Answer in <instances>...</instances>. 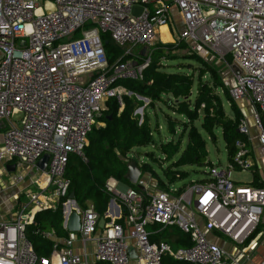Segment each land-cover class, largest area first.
<instances>
[{
    "label": "built area",
    "instance_id": "built-area-1",
    "mask_svg": "<svg viewBox=\"0 0 264 264\" xmlns=\"http://www.w3.org/2000/svg\"><path fill=\"white\" fill-rule=\"evenodd\" d=\"M134 5L141 6L138 17L130 15ZM162 27L172 44H183L189 54L216 66L222 78L230 76L231 97L252 107L257 144L264 149V0H52L51 9L45 1L40 6L39 0H0V264H164L166 258L243 264L255 251L264 188L231 178L235 170L254 169L243 140L235 143L230 162L210 165L205 180L179 195L178 189L169 191L172 196L152 193L141 179L136 187L142 191L122 190L109 180L113 206L102 217L92 209L81 211L79 232L66 238L43 233L51 241L48 257H38L26 238L37 213L55 210L69 197V157L83 158L107 101L122 107L130 94L120 83L142 81L152 45H165ZM105 38L121 51L113 64ZM237 131L249 143L246 120L238 122ZM44 156L41 171L37 163ZM10 165L13 173L7 172ZM172 227L191 245L153 241ZM208 234L226 238L238 254Z\"/></svg>",
    "mask_w": 264,
    "mask_h": 264
},
{
    "label": "trees",
    "instance_id": "trees-1",
    "mask_svg": "<svg viewBox=\"0 0 264 264\" xmlns=\"http://www.w3.org/2000/svg\"><path fill=\"white\" fill-rule=\"evenodd\" d=\"M104 41H107L104 44L107 60L113 64L119 58L121 51L108 38ZM169 47L171 46L157 45L152 50L151 62L143 72L142 81L120 83L130 94L123 97L122 107L115 100L107 101L105 110L98 119L103 127L98 129L93 127L83 149V158L74 155L69 157L65 176L70 181L69 194H74V201L79 210L86 211L90 205L92 210L102 217L109 201L114 198L107 190L109 180L140 191L123 179L127 161L130 160L129 153L135 148L153 145L148 118L143 116L139 123L134 116L137 107L135 96L146 98L150 104L159 103L163 100V96H168L165 104L167 109L191 123L188 128L187 122H180L168 114L166 116L167 130L170 133L174 132L177 125L184 124V130L188 128L185 149L176 161L163 170V176L169 185L187 177L185 172L179 170L181 167L211 165L206 161L208 156L206 140L192 125L193 122H201V130L211 143H216V132L220 133L228 162L234 155L237 141L243 140L249 147L247 139L237 131L238 122L242 119L240 112L230 101L233 118H227L221 99L216 94L217 90H221L224 97L227 100L230 99L226 90L224 91L216 66L208 65L199 57L189 54L185 59L198 64L196 78L193 73H166L159 60L165 56V50ZM181 47L184 48L185 45L181 44ZM204 76H208L206 81L202 80ZM108 117L111 119L108 120ZM179 146L178 142L175 144L171 142L161 145L160 151L166 160H171L179 152ZM139 168L141 172H152L147 164L140 165ZM159 182L162 184L161 180ZM254 186L262 187V184L255 182ZM184 188H179L176 194L182 193ZM67 200L68 197L60 200L55 210L37 213L34 225L26 229V238L38 257H48L50 254L51 241L43 238V233L54 232L58 238L67 237L62 216V204ZM153 241H164L176 248L191 245L188 237L174 227L162 232L153 238ZM163 262L164 264H186L174 262L168 258Z\"/></svg>",
    "mask_w": 264,
    "mask_h": 264
},
{
    "label": "rangeland",
    "instance_id": "rangeland-1",
    "mask_svg": "<svg viewBox=\"0 0 264 264\" xmlns=\"http://www.w3.org/2000/svg\"><path fill=\"white\" fill-rule=\"evenodd\" d=\"M42 3H43V0H39L40 6H42ZM140 12H141V6L134 5L133 8L131 9L130 15L131 17H138L140 15ZM157 45H161V44L155 42L151 47V51L155 49ZM165 45L166 46L170 45L171 47L165 50V54H164L165 56L161 57V59L159 60L160 63L164 66V71L169 74H172V73L191 74L193 73L194 78H196L198 64L185 59L186 56L189 55L187 48L181 47V44L165 43ZM219 71L220 70H218V76L220 77V80L223 84L224 91L226 90V94L230 98L229 100H227L224 97L223 92L221 90L216 91V94L221 99L224 113L227 118H231V119L233 118V113L230 108V101H231L234 104L235 108L238 110V112H240L242 119L246 120L248 124V128H249L248 137H250L252 144H253L256 139V135L253 133L254 131L253 129L254 127L252 123L253 109L246 100L242 99L239 101H235L231 97L230 90L233 87L234 82L230 78L229 75L222 78L221 75H219ZM207 79H208V76H204L202 78L203 81H206ZM135 98H136L135 101H136L137 107L134 112V116L136 117L139 123H141L143 116H146V117L148 116L147 118H148V121L151 127L153 145L133 149L129 153V158H130L129 161H134L139 166L143 164H147L151 168L152 172H147V171L141 172V178L145 183L147 182L151 185L152 193L162 192V193L168 194L169 196L171 194L172 196V193L169 192L170 190H177L181 187L182 188L188 187L192 183L205 180L209 166H196V165L194 166L193 165V166H184L179 169L180 171L185 172L187 174V177L184 180L177 181L176 183L172 185L168 184L167 179H165L163 176V170L167 168L170 165V163L176 161V159L185 149L186 142H187L186 135H187V131L189 128L188 126L191 125V123L189 121H186V119H184L183 117H180L167 109L165 104L169 98L168 96H163V100L155 104H150L149 100H147L146 98H142L139 96H136ZM148 108L152 109L155 113L156 125L154 123L153 112ZM167 114L171 116V118L177 119L180 122H187L186 126L188 128L184 130L183 129L184 124L177 125L174 128V132L170 133L167 130V125H166V122L164 121V118L166 117ZM98 119L96 120L94 124L95 129L103 127V124L101 122H98ZM200 124H201L200 121H196V122H193L192 125L198 130L199 133H201L202 137L206 140V149L208 152L206 161L214 166H219V165L225 166L228 163V156L224 148V143L222 139L220 138V133L216 132L217 134L216 143L215 144L211 143V141H209V139L206 137L204 132L201 130ZM1 132H0V142H1V136H2ZM171 142L172 144H175L178 142V144L180 145L179 152L171 160H166L165 156L160 151V146L166 145ZM262 155L264 157V149H262ZM256 157L258 158L259 162L263 161L261 154L259 153L256 154ZM129 161H127V163ZM259 172L264 178V164L262 165V168H260ZM29 175L31 178H35L36 171H32ZM251 176H252L251 172L235 170L232 172L231 178L235 180L236 182H246L251 179ZM2 179L6 180L5 177H3ZM160 180L162 181V184L159 182ZM262 187H264V185ZM66 203L67 201L63 203L62 205ZM1 215L2 214H0V216ZM247 262H248L247 264H253V260L250 262L249 260H247Z\"/></svg>",
    "mask_w": 264,
    "mask_h": 264
},
{
    "label": "crops",
    "instance_id": "crops-1",
    "mask_svg": "<svg viewBox=\"0 0 264 264\" xmlns=\"http://www.w3.org/2000/svg\"><path fill=\"white\" fill-rule=\"evenodd\" d=\"M44 1L47 3V8L51 9V1L52 0H43V2ZM172 20H173L174 26L175 27H178L180 20H179V17H178L177 12L175 10H173V12H172ZM148 109H150V108H148ZM150 110L153 112L154 123L156 125L155 113H154V111L152 109H150ZM165 119H166V117L164 118V121L166 122ZM166 125H167V123H166ZM253 133L255 135H257V131L255 129H254ZM262 149L263 148H261V147L258 146L256 139H255L254 143L252 144V141H251V139L249 137V150L251 152V156H252V159H253L254 169L251 172L252 173V176H251V179L249 181H246V182H238V183L254 186L255 185V182H258V183L262 184V186L264 185V182H263L264 178L262 177L261 173L259 172L260 168H262V165L264 164V157L262 155ZM258 153L261 154V156H262V160H263V161H261L262 163L259 162L258 158L256 157V154H258ZM140 179L142 180L141 177H140ZM254 179H255V182H254ZM116 184H117V187L119 189H122V190L123 189H129V188H127L123 184H120V183H117V182H116ZM144 184L147 187H149L148 189L151 191V185L149 183H147V182L146 183L144 182ZM142 190L143 189H141L140 191H142ZM5 198L6 197H4L3 199H5ZM2 201L3 200L0 199V204L2 203ZM11 206H12V199H11ZM88 209H92V207L89 205ZM80 212H81V210H80ZM253 237L257 239V248L255 249V251L252 254H249L247 256V258H245L243 260L242 263L243 264H247L248 263L247 260H249V262L253 260V264H264V215L261 218V221H260V223L258 224V226L256 228V233L254 234ZM208 238L213 239V241L216 244H218L220 247L228 250L234 256L238 254V251H239L238 248L235 247L232 243H230V241L227 240L226 238H224L222 236H217V235L214 236L213 234L212 235L211 234H208ZM78 248H79L78 247V244H76V249H78ZM90 251L91 252L93 251V248L92 247L90 248ZM227 264H230V263H227Z\"/></svg>",
    "mask_w": 264,
    "mask_h": 264
},
{
    "label": "water",
    "instance_id": "water-1",
    "mask_svg": "<svg viewBox=\"0 0 264 264\" xmlns=\"http://www.w3.org/2000/svg\"><path fill=\"white\" fill-rule=\"evenodd\" d=\"M107 42H105L106 44ZM145 48L141 50V55L143 56L145 53ZM140 112V111H139ZM111 118L108 117V120ZM48 160L47 156H44L41 158V160L37 163V167L43 171L46 166V162ZM7 172L13 173L14 172V166L10 165L7 166ZM141 177V171L139 168V165L134 161H129L126 164V173L123 176V179L126 180L129 184L138 186V180ZM139 188V186H138ZM142 189V188H140ZM114 204L113 199H111L108 203V208L112 207ZM80 210L75 204L74 201V194L70 193L68 197V202L64 205H62V216H63V227L66 230L67 233H77L80 230ZM104 221L99 222V227L101 228ZM129 255L133 257L132 250H129Z\"/></svg>",
    "mask_w": 264,
    "mask_h": 264
},
{
    "label": "bare ground",
    "instance_id": "bare-ground-1",
    "mask_svg": "<svg viewBox=\"0 0 264 264\" xmlns=\"http://www.w3.org/2000/svg\"><path fill=\"white\" fill-rule=\"evenodd\" d=\"M160 39L163 43H171L172 38L165 27H162L159 31Z\"/></svg>",
    "mask_w": 264,
    "mask_h": 264
}]
</instances>
